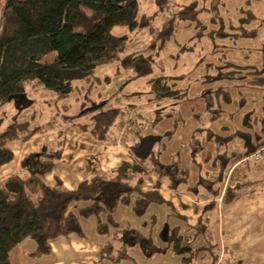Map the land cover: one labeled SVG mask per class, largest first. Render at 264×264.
<instances>
[{
	"label": "rangeland",
	"instance_id": "374dc122",
	"mask_svg": "<svg viewBox=\"0 0 264 264\" xmlns=\"http://www.w3.org/2000/svg\"><path fill=\"white\" fill-rule=\"evenodd\" d=\"M138 2V29L130 31L127 28H116L114 32L128 37L121 57L140 52L149 60V65L140 63L144 66L142 73L138 75L136 70H121L117 73L120 62L104 66L96 75L98 79L95 77L75 82L74 91L65 99H57L53 91L38 81H32L26 86L25 100H14L1 109L0 129H5L13 121L29 122L31 128L41 126L47 132L39 134L43 139L40 143L44 145V150L49 151L54 145L53 135L68 134V141H71V134L87 133L93 138L97 148L86 156V163L99 149L102 151L103 145L114 141H123L129 147L141 143L142 150L136 154L145 159L148 146L145 147L142 143L148 137H156L159 141L151 146L154 151L160 150V161L169 164L179 157L181 165L191 173L188 185L197 188L205 181L214 180L212 162L207 163V154L211 152L216 157L218 148L222 152L227 150L230 154L232 145L239 141L227 142L230 134L245 127L246 116L253 110H257L258 115L264 114V90L247 84L257 75L246 73L264 66V11L250 12L244 7L246 12H222V8L212 9L211 0ZM234 2L235 0L227 3V6H234ZM236 2L238 4L239 1ZM2 6L3 0H0V11ZM254 8L259 7L255 5ZM173 15L174 32L163 44L164 38L159 33ZM236 66L245 68L239 69ZM232 71L243 72L241 74L244 78L233 77ZM160 76L171 77L170 83L187 92L188 98L154 101L150 82ZM221 89L223 92L217 95ZM210 95L214 101L211 108L213 111L207 110V104L211 103ZM97 106H102V111L118 107L124 112L119 115L104 143L96 142L93 135L84 130L93 115L83 114ZM136 109L138 116L132 115ZM215 109L223 112L213 120ZM159 112L162 113L160 119ZM165 114H171V117H164ZM129 121L134 125L124 127L121 132L120 127ZM196 130V138L202 147L200 150L198 148L201 147L192 142V135ZM172 131L176 132L171 136L169 134ZM212 134L216 137H211ZM217 137H221L219 141L216 140ZM60 140L63 142L58 141L57 146L61 147L65 144V139L61 137ZM22 142L16 140L10 143L9 147L16 153V159L0 169V176L8 174L21 158L33 149L36 150L40 144L34 147L30 139ZM252 164L264 163L261 161ZM97 173L104 175L105 172L98 168ZM148 177L149 174L144 180ZM46 180L53 183L50 177L46 176ZM83 205L73 203L70 210L77 213ZM172 211L167 206L154 205L144 217L139 218L130 207L120 205L115 218L121 224V230L111 229L107 233H99L97 219L92 217L82 221L84 238L70 235L62 241L56 240L55 253L40 256L34 255V243L27 240L11 252V261L12 264H181V257L172 251V239L164 241L160 237L168 227ZM154 216L161 223V232L153 235ZM172 222L178 224L181 235H196L194 238L198 240H189L193 248L219 243V228L213 221L210 224L203 221V226L195 231L186 230L178 219ZM125 228L138 230L143 236L142 240L134 243L133 236L123 233ZM60 243L72 246L73 251L59 252ZM109 243L114 245L116 251L111 257L108 256L109 253H105L107 256L100 259V248ZM94 245L99 250L95 251ZM120 248L127 249L132 261L112 259L119 254ZM219 251L222 252L221 248ZM235 257L240 264H247L249 255L246 250L244 253L240 251ZM210 263L209 250L200 254L194 262Z\"/></svg>",
	"mask_w": 264,
	"mask_h": 264
},
{
	"label": "trees",
	"instance_id": "16d2710c",
	"mask_svg": "<svg viewBox=\"0 0 264 264\" xmlns=\"http://www.w3.org/2000/svg\"><path fill=\"white\" fill-rule=\"evenodd\" d=\"M138 11V0H3L0 11V111L14 100H25L26 86L32 81H38L53 91L57 99H65L74 91L75 82L95 77L98 79L96 75L104 66L120 62L117 73L121 70H136L138 75L142 73L144 66L140 63L149 65V60L140 52L121 57L128 37L114 32L116 28H127L130 31L138 29ZM174 20L173 15L159 33L164 38L163 44L174 32ZM241 73L231 72L233 77L243 79ZM246 73L257 75L247 84L264 90V66ZM170 81L169 76L151 80L154 101L188 98L187 92L177 89ZM222 92L221 89L217 95ZM210 100L207 110L213 111L212 97ZM136 110L133 115L138 116ZM214 111L216 114L213 120H216L223 111ZM256 111L248 113L245 127L234 131L227 140L243 142L245 152L230 155L227 150L222 152L218 148L216 157L211 152L207 154V163L212 162L213 173L216 175L213 185H216L218 191L226 186L224 203L241 197L230 180L226 183L232 166L249 158L264 145V114L258 115ZM123 113L118 107L102 111V106L87 111L83 115L93 116L84 130L89 131L96 142L104 143L119 115ZM164 117L170 118L171 114H165ZM158 118H162L161 112ZM45 132L41 126L31 128L29 122L18 121L0 129V169L15 159L10 143L16 140L27 141ZM196 132L192 135V142L201 147ZM210 136L216 137L215 134ZM61 137L62 134L55 136L52 151L42 149L26 154L18 172L0 184V264H12L11 252L26 240L33 241L36 245L34 255L40 256L50 255L52 242L61 237L76 235L84 238L82 221L92 217L97 219L99 233H107L111 229L119 231L122 226L115 218L118 206L130 207L136 217L142 218L151 206L171 207L160 193L162 184L171 190L188 186L190 171L181 165L179 157L169 164H163L160 161V150L154 151L151 146L155 142L154 137H148L142 143L148 146L145 159L138 157L134 163L122 162L110 175L93 173L90 179L78 183L76 189L71 191L65 190L59 179L55 185H51L46 176L53 171L55 161L60 159L62 149L57 148V144L63 142ZM219 138L216 140L219 141ZM139 150H142L141 143L129 147L134 155ZM100 153L101 149L87 160L86 166L92 172H95L93 166H97ZM151 171L158 175V181L151 189L145 190L144 178ZM73 203L84 205L74 213L70 210ZM172 216L186 221L178 213L173 212ZM152 221L153 231L158 225L157 216L152 217ZM200 228L195 227L196 230ZM123 233L133 236L136 244L143 238L138 230L125 228ZM206 249L211 256L210 264H217L218 245L193 248L186 236L172 239V251L181 257V264H194ZM115 251L112 243L102 246L100 259L107 256L105 253L111 257ZM118 252L112 258L114 261H132L127 249L120 248Z\"/></svg>",
	"mask_w": 264,
	"mask_h": 264
},
{
	"label": "crops",
	"instance_id": "0c3cea01",
	"mask_svg": "<svg viewBox=\"0 0 264 264\" xmlns=\"http://www.w3.org/2000/svg\"><path fill=\"white\" fill-rule=\"evenodd\" d=\"M211 1H213V5L211 6L212 9L216 10L222 8V12H246L244 7L250 12L264 11V0H238V4L235 0L234 6L229 7L227 3L233 0ZM222 3L225 7L221 6ZM255 5H258L259 8H254ZM226 7H228V9ZM123 125L120 127L121 132H123ZM133 125L134 123L129 121L125 127H132ZM61 134L62 139H65V144H61L64 147H60V145L57 146V148L60 147V149H62V153L60 159L55 161L53 171L48 174L47 177H50L51 180L53 179L51 185H55L57 179H59L65 190L71 191L76 189L78 183L85 179H90L94 175L93 173H97L98 168L110 175L122 162L134 163L138 161V155H134V153L130 152L128 145H124L123 141L120 143H115L116 141H114L109 145L102 146L98 164L97 166H93L95 172H92L91 168L86 166V156L93 153L97 148L93 138L87 133H78L76 135L71 134L72 140L68 141V134ZM55 136L56 135H53L52 139L54 143ZM154 138L155 142L159 141L156 137ZM30 140L33 141V146L35 147V145L40 143L43 139L39 134H36ZM25 142L26 141H23L22 143ZM43 148H45L44 145L40 143L36 151L39 152ZM53 149L54 145L50 151ZM245 149L244 143L237 141L232 145L230 155L243 153ZM33 151H35V149H33ZM14 154L16 159V153ZM23 159L21 158L16 167H13L8 174L0 176V184L11 175L18 172L17 169H20V164ZM263 159L264 157L256 161L250 156L232 166L227 174L226 183L230 180L232 187L235 188L238 193H241V197L229 203H224L223 200V193L226 186H223L222 190L218 191L216 185H213V182L216 180L213 169L211 172L214 180L212 179V182L205 181L197 188L188 185L184 188L180 187L178 190H171L167 185L162 184L160 189L162 197L170 203V206L173 208L172 213H178L185 218L186 221H182V223L185 225L186 230L195 231L196 226H203V221H206L207 224H210L212 221L215 224L217 223L219 228V243L212 244L218 245L222 250V252L218 250L220 257L217 264H240L235 256H238L240 251L244 253L246 250L249 255L247 264H264V164H252L261 161L264 163ZM105 173L104 175H106ZM148 174L149 177L144 180L143 189L152 188L158 181V175L155 172L151 171ZM220 199L223 201L220 202ZM171 207L168 208L171 209ZM177 219L178 218L175 216H169L170 221L168 220L169 224L166 229L168 238L173 239L178 236H186L189 240H196L197 238H194L196 235H181L178 224H174V222L171 223V221ZM159 232H161V223L158 221L153 235ZM63 239L66 238L61 237L58 241H62ZM56 243L57 241H54L51 244V254L55 253ZM212 245H202V247L208 248ZM34 247L36 250L35 244ZM95 247L94 245V248ZM72 248V246H66L60 243L58 251L71 253V251H73ZM97 250H99V248H95V251Z\"/></svg>",
	"mask_w": 264,
	"mask_h": 264
},
{
	"label": "built area",
	"instance_id": "2783aa9c",
	"mask_svg": "<svg viewBox=\"0 0 264 264\" xmlns=\"http://www.w3.org/2000/svg\"><path fill=\"white\" fill-rule=\"evenodd\" d=\"M264 157V145L263 146H261L260 148H258L255 152H254V154L252 155V158L254 159V160H260L261 158H263ZM223 200L222 199H220V202H222Z\"/></svg>",
	"mask_w": 264,
	"mask_h": 264
},
{
	"label": "water",
	"instance_id": "95a60500",
	"mask_svg": "<svg viewBox=\"0 0 264 264\" xmlns=\"http://www.w3.org/2000/svg\"><path fill=\"white\" fill-rule=\"evenodd\" d=\"M99 107H101V106H97V107H94V108H92L91 110L93 111V110H97ZM164 241H168L169 240V238H168V234H167V232H166V229L162 232V234H161V236H160Z\"/></svg>",
	"mask_w": 264,
	"mask_h": 264
}]
</instances>
